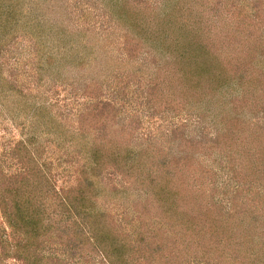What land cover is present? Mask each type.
I'll list each match as a JSON object with an SVG mask.
<instances>
[{"label":"rangeland","instance_id":"obj_1","mask_svg":"<svg viewBox=\"0 0 264 264\" xmlns=\"http://www.w3.org/2000/svg\"><path fill=\"white\" fill-rule=\"evenodd\" d=\"M133 13L152 21L175 20L171 28L186 23L198 34L205 33L217 55L214 70L220 85L213 94H204L185 108L174 106L161 94L155 79L162 63L159 54L140 47L137 56L129 58L121 48L127 41L124 34L130 21L126 17L131 14L132 18ZM0 22L10 25L0 37L1 190L34 155L54 186H75L76 164L84 160L82 145L77 147L75 141H98L101 134L108 133L103 129L106 123L129 124L132 132L128 127L124 130L129 132L125 142L134 146L152 142L169 153L167 159H177L176 181L194 202L189 209L241 206L254 223L264 221V165L250 172L248 160L238 157L236 149L229 150L224 142L232 134L231 116L238 112L243 121L237 122L246 121V134L251 137L245 142L254 150L264 146V0H0ZM121 60L123 64L116 67ZM94 82L98 89L91 85L94 96H89L84 88ZM178 85L170 84L172 88ZM79 109L85 129L93 121L86 137L71 133L79 124ZM99 116L106 118L100 124L94 122ZM185 140L194 145L182 147ZM23 145L30 151L28 161L22 156ZM192 152L194 160H181L183 154L188 159ZM108 169L101 176L88 173L93 183L81 184L82 195L94 220L115 230L120 241L96 243V250L81 240L86 248L78 251L64 242L53 243L39 251L64 264H106L104 252L113 254L120 264L158 260L164 264L167 256L160 254H168L165 247L177 242V234L159 214L162 211L155 213L157 201L146 206L122 174ZM46 204L54 214L61 212L53 195ZM61 223L48 232L59 234ZM3 229L0 213V234ZM6 233L15 237L10 229ZM226 235L220 227L213 230L209 244L218 247L212 249L213 255L223 250ZM71 238L73 244L78 243L75 234ZM162 243L161 252L157 247ZM257 245L255 264H264V238ZM192 258L188 256L184 263L197 264ZM7 262L14 264L12 259ZM171 263L179 264L178 260Z\"/></svg>","mask_w":264,"mask_h":264},{"label":"trees","instance_id":"obj_2","mask_svg":"<svg viewBox=\"0 0 264 264\" xmlns=\"http://www.w3.org/2000/svg\"><path fill=\"white\" fill-rule=\"evenodd\" d=\"M130 15L127 16L128 18L126 17V21L129 19L130 22L128 30L124 34L127 41L121 48L129 58L136 57L140 47H145L143 50L150 53L159 54L160 58L158 59L162 63L156 68L155 79H158L160 83L158 88L161 94L166 96V99L174 102V106L180 104L185 108L194 99L207 93L213 94L216 87L220 85L216 83L218 74L214 70L216 69L217 55L214 49H210L214 47L210 45L207 38H204L203 34L205 33L198 34L192 25L186 23L171 28L170 24L173 25L175 20H170L171 23H167V20H161L162 18L152 21L151 18L140 17L139 13H136L132 18ZM120 16L123 17L121 14ZM8 27L5 23L0 22L1 38L4 37V29ZM199 28L202 29V27ZM202 31L204 30L202 29ZM115 64L117 67L122 65L123 61ZM116 72L117 69L113 70V75ZM171 83L174 85L179 83V85L172 88ZM91 85L98 89L94 82L88 84L84 90L89 96H94L93 92L89 90ZM215 97H218L217 90ZM209 99L212 98L209 97ZM97 104L94 106L97 107ZM82 116L81 109H79L77 112L79 124L71 128V133L86 137L94 126L93 121H90V123L92 122L91 128L85 129V123H82L86 120ZM104 119L106 118L99 116L94 122L98 121L100 124V120ZM231 120L234 122L233 127L229 128L232 130V134L224 142L229 150L236 149L238 157L248 160L247 163H250L248 169L253 172L260 165H264V146L259 150H254V146L245 142L251 137L246 134V121L241 125L237 122V120L243 121L238 112L233 117L231 116ZM56 123L60 124L58 121ZM107 125L108 123L105 124V127L102 125L104 131H108L107 135L101 134L97 138L98 141L94 142L93 140L91 144L90 140L75 141L77 147L79 144L82 145L84 159L80 164H76L77 182L75 186H65L61 189L54 186L49 176L46 175L47 173L37 165L35 155L31 158V163L25 165L22 172L10 176L7 188L2 186V190L0 189V213L5 230L3 229L4 233L0 234V264H6V260L9 259H12L14 264H64L61 259L49 254L44 255L39 251L42 246L53 243L63 244L64 242L70 247L73 246L74 249L76 247L77 251L79 247L86 248L81 240L86 244L93 245L94 248L96 246V250L99 249L96 244L99 242L112 240L111 242L118 243L120 240H116V231L108 230L106 225L94 220L95 216L86 209L87 206L82 195L81 184L84 182L93 183L92 179L86 175L91 173L93 176H101L104 170H109L108 168L122 174L131 191L137 192V195L144 198L143 203L146 206L153 204L154 200L157 201L155 213L162 211L159 214L164 216L175 231L174 233L177 234L178 239H174L177 242L166 247L162 243L157 247V250L161 252L164 251L163 247L168 251L167 255L160 254L167 256L164 257L167 259L164 264H173L171 263L173 260H178L179 264H186L184 262L187 261L188 256L193 257L192 259L197 264H255V258L259 253L257 243L264 238L263 220L260 223H254L250 220L251 218L245 217L246 213L241 206L232 208L222 206L209 208L210 206H208L202 209L203 205H199L198 212H195L193 207L189 209L190 202L192 204L194 202L186 189L180 187V183L176 181L178 180L177 159H167L169 153L163 151L160 145L154 146L152 142L138 146L125 142L129 132L124 130L128 127L130 133L132 132L129 124L121 127L114 124ZM65 130L70 129L65 128ZM253 135L255 136V134ZM218 141L215 140V142ZM192 144L191 140H185V145L182 144V147H191L194 145ZM25 146L23 145L24 155L22 156L28 161L29 158L26 157H29L30 151ZM192 154L193 152L189 154L188 159L187 155L183 154L181 160L185 159V162H191L195 159ZM51 195L59 200L58 207L61 212L58 214H54L47 208V204L45 205ZM232 204L235 205V203ZM214 220H218L219 223L221 221L222 224H216ZM60 221H63L59 224L62 228L61 232L59 234L58 231L49 233L48 228ZM206 222L210 224H205ZM177 225H180L179 228ZM217 227L222 228L224 234L227 235L223 237L225 243L223 250L219 254L213 255L212 249H218V247L211 246L209 241L210 235ZM9 229L15 237H10L6 233ZM71 229L79 234L72 233ZM237 229H239L238 233ZM72 234H75L74 240H78V243L73 244ZM143 234L145 235V233ZM104 253L103 260L106 264H120L118 260L111 257L113 254ZM7 264L9 263L7 262ZM153 264H159V260L154 261Z\"/></svg>","mask_w":264,"mask_h":264}]
</instances>
